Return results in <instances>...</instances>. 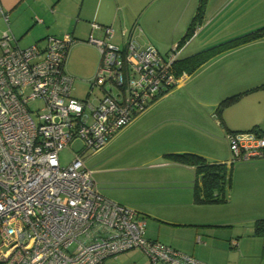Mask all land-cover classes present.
<instances>
[{
	"label": "built area",
	"instance_id": "built-area-1",
	"mask_svg": "<svg viewBox=\"0 0 264 264\" xmlns=\"http://www.w3.org/2000/svg\"><path fill=\"white\" fill-rule=\"evenodd\" d=\"M0 14L8 24L1 7ZM97 28L104 37L86 42L100 58L83 99L72 95L65 71L71 33L27 46L9 27L0 37V264H102L133 249L149 264H207L146 238L144 215L105 197L83 157L184 81L187 73L175 68L183 45L161 53L125 37L120 46L111 42V25L92 22ZM225 137L227 167L264 158V134L229 130ZM75 141L81 146L62 165L59 152Z\"/></svg>",
	"mask_w": 264,
	"mask_h": 264
},
{
	"label": "rangeland",
	"instance_id": "rangeland-1",
	"mask_svg": "<svg viewBox=\"0 0 264 264\" xmlns=\"http://www.w3.org/2000/svg\"><path fill=\"white\" fill-rule=\"evenodd\" d=\"M198 5L199 0H173L172 2L159 0L138 21L137 40L143 45L152 44L161 53L167 52L171 46L168 42L173 40L175 44L185 35L190 22L195 17ZM218 11H221L219 15L214 13ZM194 22L196 31L190 36L193 38L181 44L184 47L181 54L183 57L222 40L233 38L236 36L233 34L240 31H251L264 26L262 25L264 24V0H213L212 4L206 0L202 11L194 18ZM4 27L3 21L0 20V36ZM204 37H206L205 44L202 43ZM17 38L21 46L34 42L30 37ZM77 38L86 39V37ZM163 43H168L167 49L165 45H161ZM250 49L264 52V43L254 44L250 46ZM98 58L100 55L97 49L86 42L79 41L69 48L65 71L74 78L72 89L74 97L79 99L86 97L96 71L91 61L95 62ZM197 73L204 72L198 70ZM166 104L168 106L151 111L150 106L138 114L130 125L117 133L115 138L100 151L85 153L83 155L86 158L85 164L93 171V178L105 197L122 205H126L125 202L129 203L130 208L144 215L146 238L168 242L169 238L175 234L178 239L187 242L186 246L190 248V253L196 257L200 252L224 257L226 250L223 244L217 245V248L213 250L198 246L202 244L196 242V234L194 235L188 227L189 223L184 224L182 220L196 222L204 227H213L216 229L214 230L216 232H212L213 234L227 235L231 232L246 231L249 226L247 222L251 221L252 215H236L235 208H232L228 201L202 204L194 202L193 171L180 166L167 156L168 153L182 152L186 148L184 147L187 143L186 134L192 136V139L196 138L189 124L179 120V117L189 113L187 103L185 112L183 108L173 110L169 102ZM37 105V102L31 104L32 107ZM80 146L81 142L75 141L70 148L59 152L60 163L68 164L73 157L72 150ZM175 213L185 215L180 219V224L176 223L177 219L171 217V214ZM221 222L228 225H220ZM203 232L199 231V234ZM204 240L205 238L202 239ZM146 258L143 254L136 252L129 258L121 259L116 263L113 262L114 257H109L104 264H139L142 259L147 262L148 258Z\"/></svg>",
	"mask_w": 264,
	"mask_h": 264
},
{
	"label": "crops",
	"instance_id": "crops-1",
	"mask_svg": "<svg viewBox=\"0 0 264 264\" xmlns=\"http://www.w3.org/2000/svg\"><path fill=\"white\" fill-rule=\"evenodd\" d=\"M158 1L0 0V7L8 17V24L4 21L2 14H0V20L5 25L3 30L5 31L9 27L17 41L19 40L17 37L23 36L33 39V43H42L44 37L47 35L61 37L66 33H71L76 39L74 44L79 41L86 42L90 34L99 38L104 37L102 28L91 29V23L96 22L101 26L111 25L113 27L114 32L111 42L116 45L122 46L125 37H130L139 45L145 46L147 44L143 45L137 40V33L139 31L138 21ZM208 2L212 4L213 0H208ZM220 12L214 13H218L219 15ZM248 32L250 31H240L237 34H233L236 35L233 38ZM77 37H86V39ZM229 39L231 38L222 40L221 42ZM205 40L206 37L202 38V43L205 44ZM168 43L172 45L174 41L171 40ZM168 43L161 45H165L166 47ZM260 43H264V37L218 53L195 69V74L185 71L187 76L184 81L176 85L169 94L155 100L150 105L151 107L149 106L151 111L157 108L160 109L162 106L166 107L168 106L166 103L169 102V106L173 110L183 108L185 112L187 103V111L189 113L186 116L179 117V120L189 124L192 134L194 133L196 138L192 139V136L186 134L187 143L184 146L186 148L182 152L196 153L210 163L223 162L227 161L230 157L228 141L225 137L226 131L254 129L264 134V87L260 86L264 84V52H256L250 49V46ZM91 45L97 49L95 45ZM206 48H201L186 56ZM182 52H180V58H183L181 56ZM98 63L99 58L95 62L91 61L94 70H96ZM198 70H203L204 73L198 74ZM240 92L243 93L236 100L218 110L219 103L224 98ZM124 128L117 133L121 132ZM115 135L108 143L115 138ZM180 166L188 168L194 173L193 167L183 164H180ZM226 201L230 203L232 208H235L236 215H252L251 221L247 222L249 226L246 231L216 235L212 233L216 232L214 231L216 229L213 227H204V225L196 224V222L182 220L184 224L189 223L188 227H190L194 235L196 234V242L197 238L200 237L201 241L198 243L202 245L198 246L213 250L217 248V245L223 244L226 250L224 257L221 255L203 254L201 252L196 257L190 253V248L186 246L187 242L181 241L175 234L169 238L168 242L157 240L183 253L192 255L207 264H264V237L252 234L254 220L257 217H264V158L240 161L232 165L230 187ZM125 204L127 207L130 206L129 203L125 202ZM171 215V217L177 219V224H180V219L185 217V215L180 213ZM167 221L173 222L172 220ZM223 224L228 225L224 222H221L220 225ZM199 231L204 232L199 234ZM204 238L205 240L202 241ZM232 240L236 241L235 245L231 244ZM136 252L146 256L143 252L133 249L118 254V256L114 257L113 262L116 263L121 259L129 258ZM106 262L107 259H105L103 264ZM139 264H149V259L147 262L142 259Z\"/></svg>",
	"mask_w": 264,
	"mask_h": 264
},
{
	"label": "trees",
	"instance_id": "trees-1",
	"mask_svg": "<svg viewBox=\"0 0 264 264\" xmlns=\"http://www.w3.org/2000/svg\"><path fill=\"white\" fill-rule=\"evenodd\" d=\"M205 2L206 0H199L195 17L200 14ZM195 17H193L190 22L185 35L177 42L179 45L182 43L185 44L193 38L190 36L195 34L196 31L194 26ZM261 36H264V26L198 51L192 55L183 58L179 57L175 63V68L178 72L186 71L187 73H191L218 53L234 48L240 44L262 38ZM260 86L264 87V84ZM242 93L243 92H240L224 98L219 103L218 110H221L225 105L236 100ZM167 156L176 163L193 167L194 180L192 190L195 203H218L228 199L232 166L227 167L223 162H207L205 158L192 152L168 153ZM252 234L264 237V217L254 220L252 224Z\"/></svg>",
	"mask_w": 264,
	"mask_h": 264
}]
</instances>
